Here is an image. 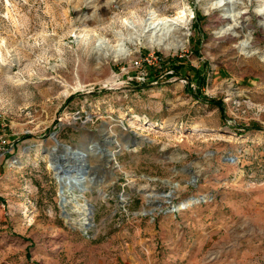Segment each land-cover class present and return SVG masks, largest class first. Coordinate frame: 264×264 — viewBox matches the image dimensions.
Wrapping results in <instances>:
<instances>
[{
	"label": "rangeland",
	"instance_id": "374dc122",
	"mask_svg": "<svg viewBox=\"0 0 264 264\" xmlns=\"http://www.w3.org/2000/svg\"><path fill=\"white\" fill-rule=\"evenodd\" d=\"M0 134V264H264V0H0Z\"/></svg>",
	"mask_w": 264,
	"mask_h": 264
},
{
	"label": "bare ground",
	"instance_id": "6f19581e",
	"mask_svg": "<svg viewBox=\"0 0 264 264\" xmlns=\"http://www.w3.org/2000/svg\"><path fill=\"white\" fill-rule=\"evenodd\" d=\"M185 16V12H179L177 17L178 18H182ZM160 21V20H159ZM170 20H165V22H169ZM159 24V23H158ZM157 24V25H158ZM157 25H153L155 27L152 26H148V28H136L133 31H129L128 36L130 38L135 37V42H138L141 38L144 39L145 44L150 47V48H158V49H162V50H173V51H177L180 50L183 46V43L178 40V38L175 36V34L172 33L171 29L169 27L166 28H159L157 29ZM153 28L151 31L150 28ZM113 51V50H112ZM112 56L115 59H124L127 57V53H125V51L120 49H115L113 51ZM76 154V152H75ZM110 155V154H109ZM112 156L114 155L113 153L111 154ZM112 158V157H111ZM89 169V167H87V170ZM76 183H78V185L81 188L82 191V186H84V184H87L89 182V180L87 178H82V177H77L75 178ZM204 199V198H202ZM200 200V199H199ZM199 200H190L188 202H184L182 204H180L175 211H179V210H184L188 207H190L191 205L195 204V203H199Z\"/></svg>",
	"mask_w": 264,
	"mask_h": 264
},
{
	"label": "water",
	"instance_id": "95a60500",
	"mask_svg": "<svg viewBox=\"0 0 264 264\" xmlns=\"http://www.w3.org/2000/svg\"><path fill=\"white\" fill-rule=\"evenodd\" d=\"M53 140L55 142V147L52 148V150L48 153L49 165L55 172L54 177L59 185V205L61 208H63L64 204H66V197L64 196L65 192L75 191V188L78 191L82 192L81 188L78 187L75 181V173L79 177L86 176L88 166L81 164L80 162V164L76 166L75 156L81 158L83 155L79 151H76L77 154L75 155V150H73L71 147L60 144L56 138H54ZM58 148H61L62 152L74 161V166L64 164L65 158L56 154L58 152ZM108 161H111V158H109Z\"/></svg>",
	"mask_w": 264,
	"mask_h": 264
},
{
	"label": "built area",
	"instance_id": "2783aa9c",
	"mask_svg": "<svg viewBox=\"0 0 264 264\" xmlns=\"http://www.w3.org/2000/svg\"><path fill=\"white\" fill-rule=\"evenodd\" d=\"M139 65H140V62H138L136 60V61L133 62V65L132 66L133 67H139ZM7 147H8V141H7V139L0 134V150L5 149Z\"/></svg>",
	"mask_w": 264,
	"mask_h": 264
},
{
	"label": "trees",
	"instance_id": "16d2710c",
	"mask_svg": "<svg viewBox=\"0 0 264 264\" xmlns=\"http://www.w3.org/2000/svg\"><path fill=\"white\" fill-rule=\"evenodd\" d=\"M175 69H176V70H175V73H177V72H178V70L180 69V67H179V66H177Z\"/></svg>",
	"mask_w": 264,
	"mask_h": 264
}]
</instances>
